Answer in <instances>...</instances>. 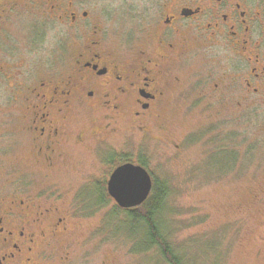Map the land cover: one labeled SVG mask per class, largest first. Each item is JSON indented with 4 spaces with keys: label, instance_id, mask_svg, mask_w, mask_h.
Segmentation results:
<instances>
[{
    "label": "flooded vegetation",
    "instance_id": "obj_1",
    "mask_svg": "<svg viewBox=\"0 0 264 264\" xmlns=\"http://www.w3.org/2000/svg\"><path fill=\"white\" fill-rule=\"evenodd\" d=\"M197 99L210 165L252 164L259 136L228 120L264 116V0H0V264H73L82 199L113 163L177 161ZM83 145L106 177L67 175Z\"/></svg>",
    "mask_w": 264,
    "mask_h": 264
},
{
    "label": "rangeland",
    "instance_id": "obj_2",
    "mask_svg": "<svg viewBox=\"0 0 264 264\" xmlns=\"http://www.w3.org/2000/svg\"><path fill=\"white\" fill-rule=\"evenodd\" d=\"M224 65L222 54L213 56L216 82L225 74ZM204 69L207 73V67ZM183 82L180 88L186 86L185 80ZM189 87L193 98L198 90ZM202 100H196L192 112L178 115L174 132L180 140L178 160L168 165H149L155 179L165 181L169 190L166 211L160 217L164 224L162 229L167 230L166 237L184 264H264V199L247 194L254 187L251 183L255 174L264 175V116L228 120L244 133L259 136L252 164L210 165L207 109ZM99 127L100 124L96 126ZM86 147L76 148L77 157L69 161L67 175L78 174L81 179L82 174L94 172L100 179L106 177L110 167L92 166ZM137 147L130 145L126 149L144 152ZM81 180L77 177L73 183ZM92 198L82 199L84 209L78 217L81 243L75 246L73 264H167L157 248L140 251L142 235L124 230L127 213L114 215L117 207L114 200L99 207ZM83 235L86 238H81Z\"/></svg>",
    "mask_w": 264,
    "mask_h": 264
},
{
    "label": "trees",
    "instance_id": "obj_3",
    "mask_svg": "<svg viewBox=\"0 0 264 264\" xmlns=\"http://www.w3.org/2000/svg\"><path fill=\"white\" fill-rule=\"evenodd\" d=\"M124 158V157H123ZM119 160L118 157H115ZM146 163V162H145ZM118 163H113L112 168H116ZM143 166L147 170H152V175L154 177L152 194L150 197L137 207H132L133 209H125L118 206L116 201L106 193L105 183L97 184L91 191L92 199L99 205V207L108 204L111 201H115L117 207L114 208L116 211L114 215H118L126 212L127 217L123 222L125 231L137 232L138 235L141 234L143 240H140V245L142 248L140 251L149 250L151 248H157L163 260L167 264H184L182 258L177 254L172 243L166 237V231L163 230L164 225L161 221V215L166 211V201L169 197V190L167 183L165 181H158L155 179V174L153 169L146 164ZM118 167V166H117ZM91 196L89 198H91ZM114 209V210H115ZM126 213H124L126 215ZM120 216V215H119ZM121 219V218H120ZM122 220V219H121ZM126 223L128 226L126 227ZM134 235V234H133ZM135 236H133L134 238Z\"/></svg>",
    "mask_w": 264,
    "mask_h": 264
},
{
    "label": "water",
    "instance_id": "obj_4",
    "mask_svg": "<svg viewBox=\"0 0 264 264\" xmlns=\"http://www.w3.org/2000/svg\"><path fill=\"white\" fill-rule=\"evenodd\" d=\"M153 178L142 165L131 162L119 165L108 180V192L121 208H132L145 202L153 189Z\"/></svg>",
    "mask_w": 264,
    "mask_h": 264
}]
</instances>
